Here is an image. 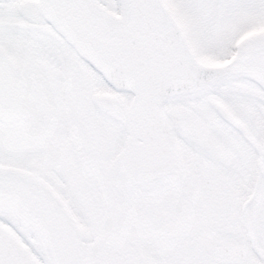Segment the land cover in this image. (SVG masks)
<instances>
[{"label": "snow or ice", "instance_id": "snow-or-ice-1", "mask_svg": "<svg viewBox=\"0 0 264 264\" xmlns=\"http://www.w3.org/2000/svg\"><path fill=\"white\" fill-rule=\"evenodd\" d=\"M0 264H264V0H0Z\"/></svg>", "mask_w": 264, "mask_h": 264}]
</instances>
